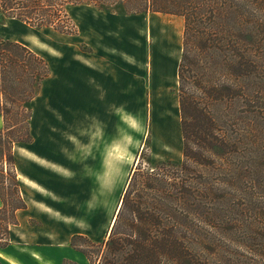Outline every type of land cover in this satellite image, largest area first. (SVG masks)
Listing matches in <instances>:
<instances>
[{
    "label": "rangeland",
    "instance_id": "obj_1",
    "mask_svg": "<svg viewBox=\"0 0 264 264\" xmlns=\"http://www.w3.org/2000/svg\"><path fill=\"white\" fill-rule=\"evenodd\" d=\"M66 14L72 33H62L51 27L30 26L16 19L0 17V37L20 42L42 56L54 77L60 72L65 73V66L67 71L68 68L72 71L78 63L84 62L90 52V44L100 40L93 33V21L103 17L105 28L102 39L108 46L107 59L111 64L114 54H118L122 63L119 68L123 69L120 73L125 76L126 95L124 125L118 128L119 140L112 141L116 129L110 122L109 128L105 126L102 132L108 135L109 165L124 158L128 162L122 167L121 179L112 191L101 188L103 175L94 170L91 178L84 179H91L92 189L90 192H83L80 186L84 182L82 177L71 175L68 169H59L62 180L59 191L54 195L44 191L47 193L45 198L61 201V204L67 203L70 206V216L77 222L78 232H86V235L79 234L85 238L79 237L73 241L74 248L85 255L86 261L69 264H103L105 257L108 258L104 243L108 239L132 168L139 171L134 187L140 189L152 181L148 176L150 168L158 167L161 161L169 160L172 165L182 161L176 69L181 53L184 22L179 15L158 12L127 15L116 6L98 9L91 4L69 5L66 7ZM216 43L215 50L212 48L208 53L211 57L203 60L204 70L207 71L208 78L218 76L217 78L232 83V64L229 63L232 50L253 53L256 47L246 44L243 47H232V43H220V39ZM258 50L261 59L258 74L246 72L238 82L245 91L252 92L259 89V85L264 91V43ZM59 56L60 62L56 60ZM77 89L74 83L72 100L76 105L83 106L85 97L79 95ZM37 94L38 89L28 103L31 113L29 127L31 124L32 128L30 138L39 133L36 121ZM243 100L224 98L211 103L209 107L214 121L213 130L224 134L230 146H227V153L214 158L213 163L198 166L202 172L199 173L198 180L202 190L200 203L203 215L198 217V223L204 240L200 251L204 264L235 263L237 256H232L234 227L239 221H246L248 216H254L252 211L258 200L264 202V122H260V115H256L260 120L253 117L248 110L247 100ZM263 101L264 99L259 101V105ZM64 104L65 102L61 103ZM57 114L62 121L59 133L63 142L62 149L67 151L70 113L61 110ZM128 116H132L133 120H129ZM121 136L124 137L123 141ZM118 143L125 144L127 151L114 152V146ZM15 145L13 151L18 158L14 164L15 171L18 170L21 174L22 164L27 158L24 156L22 143ZM162 165L155 171L167 173L168 176L174 175L176 165ZM184 178L185 174L179 176L177 184L172 183L165 189L177 190L179 194ZM171 179L168 183L177 181ZM83 196L85 197L82 198ZM172 207L183 212L185 200L179 198L172 202ZM44 209L51 211L50 208ZM85 223L91 224L92 231L85 229Z\"/></svg>",
    "mask_w": 264,
    "mask_h": 264
},
{
    "label": "trees",
    "instance_id": "obj_2",
    "mask_svg": "<svg viewBox=\"0 0 264 264\" xmlns=\"http://www.w3.org/2000/svg\"><path fill=\"white\" fill-rule=\"evenodd\" d=\"M79 4L98 9L116 6L127 15H179L184 22L176 70L182 161L175 164L172 176L155 171L161 164L172 165L169 160L150 168L148 176L152 181L140 189L134 187L139 171L132 168L104 243L108 258L103 264H204L200 258L204 240L198 223V217L203 215L198 180L202 172L198 166L213 163L230 146L224 134L213 130L209 107L224 98H243L253 117L259 119L256 115H260V122H264V101L259 105L264 99L262 87L249 92L238 83L246 72H259L264 0H0V17L69 34L72 31L66 7ZM219 39L220 43H232V47H256L253 53L232 50V83L218 76L208 78L204 70L203 60L211 57L208 53ZM48 72V63L42 56L20 42L0 37V247L7 244L8 226L16 223V210L26 206L15 171L13 145L30 140L28 103ZM183 174L179 194L165 189L177 184ZM169 179L177 181L168 183ZM179 198L186 203L183 212L172 207ZM252 214L234 227V264H264L263 201H257ZM79 237L85 238L73 236L72 246Z\"/></svg>",
    "mask_w": 264,
    "mask_h": 264
},
{
    "label": "crops",
    "instance_id": "obj_3",
    "mask_svg": "<svg viewBox=\"0 0 264 264\" xmlns=\"http://www.w3.org/2000/svg\"><path fill=\"white\" fill-rule=\"evenodd\" d=\"M102 18L93 21V33L100 40L90 44V52L84 62L78 63L72 71L70 68L67 71L65 66L66 72H60L58 76L53 77L48 72L37 88L39 120L36 121L39 133L34 138L31 136L29 142L22 143L27 160L22 164V173L16 172L26 206L16 210V223L8 227L7 244L0 247V264H69L86 261L85 255L71 245L73 236L86 235V232H78L77 222L70 216L67 203L45 198L47 193L44 191L53 195L59 191L62 181L59 169H68L71 175L82 177L81 190L90 192L91 179L85 180L91 178L94 170L103 175L106 160L109 165L108 135L102 132L105 126L109 128V122L116 129L112 141L119 140L118 128L124 125L125 76L121 74L123 69L119 68L121 62L118 54H114L111 64L107 59L109 54L108 46L102 39L105 28ZM56 60L60 62V56ZM74 83L78 87L76 92L85 97L83 106L76 105L72 100ZM62 102L65 104L61 105ZM61 110L70 113L67 151L62 149L59 134L62 121L57 113ZM31 129L30 124V135ZM123 138L121 136L122 141ZM15 147L14 144L13 149ZM13 154L15 164L18 158L14 151ZM84 225L85 229L92 231L91 224Z\"/></svg>",
    "mask_w": 264,
    "mask_h": 264
},
{
    "label": "clouds",
    "instance_id": "obj_4",
    "mask_svg": "<svg viewBox=\"0 0 264 264\" xmlns=\"http://www.w3.org/2000/svg\"><path fill=\"white\" fill-rule=\"evenodd\" d=\"M129 120H133L132 116H128ZM135 122V121H133ZM115 151H127V146L123 143H118L114 146V152ZM128 160L126 158L121 159L117 162H115L112 165H108L107 160H106V167H105V172L102 177V182H101V188L106 190V191H112L115 189L116 184L118 181L121 179V170L123 164L127 163Z\"/></svg>",
    "mask_w": 264,
    "mask_h": 264
}]
</instances>
